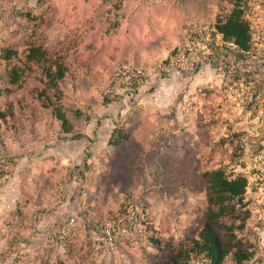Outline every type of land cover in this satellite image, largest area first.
Instances as JSON below:
<instances>
[{
  "label": "rangeland",
  "instance_id": "1",
  "mask_svg": "<svg viewBox=\"0 0 264 264\" xmlns=\"http://www.w3.org/2000/svg\"><path fill=\"white\" fill-rule=\"evenodd\" d=\"M257 3L248 0L247 17L254 25L263 17ZM230 7V0H0V47L14 52L12 62L32 45H43L52 58L65 56L78 81L61 87V103L70 118L77 103L90 115L88 121L83 117L76 121L78 139L60 137L50 111L35 96L36 89L44 87L40 70L28 71L20 87L11 86L7 99L23 131L1 126L0 155L33 164L39 157L31 191L44 189L49 194L55 189L63 201L68 195L56 185L70 184L67 176L78 166L84 169L83 182L71 189L72 196L79 195L81 202L91 196L95 201L93 209L82 206L65 245L50 242L52 234L36 243L32 214L17 221L12 211H0V264H144L157 253L151 239L159 241L165 259L180 246L184 233L198 235L206 208L199 171L230 169L242 149L243 135H235L248 132L253 118L264 114V99L249 102L248 93L226 91L223 80L238 86V78H221L214 69L189 77L163 74L159 64L186 42L191 29L212 25ZM128 62L142 67L145 83L121 96V89L113 90L105 102L109 77ZM260 78L264 80V75L255 76V81ZM253 90L264 95V84ZM88 100L95 106L91 108ZM189 110L200 111L209 130L208 145L194 151L188 145L190 152L179 135ZM119 123L128 128L129 140L111 146L108 140ZM172 163L178 165L176 171L191 176L196 192L177 191L175 175L167 168ZM13 164L0 176L10 173ZM128 202L133 203L126 206L130 214L139 212L132 230L126 223L130 224V215L123 212ZM106 221L122 233L113 249L98 244L82 226L88 224L97 234L96 226ZM248 235L264 249L261 239Z\"/></svg>",
  "mask_w": 264,
  "mask_h": 264
},
{
  "label": "trees",
  "instance_id": "2",
  "mask_svg": "<svg viewBox=\"0 0 264 264\" xmlns=\"http://www.w3.org/2000/svg\"><path fill=\"white\" fill-rule=\"evenodd\" d=\"M230 2L231 7L228 11L223 15H219L212 25L208 24L207 26L218 31L223 39L233 41L237 45V49L248 53L259 51L261 47L256 38L259 26L254 25L247 17L248 0H230ZM196 28L198 27L190 30L188 38L192 36ZM176 50L177 47L159 65L166 63L175 54ZM12 56H14L13 51L0 47V98L5 100L3 103L0 102V136H2V125L7 126V124H10V126H14L15 130L20 128L19 117H17L15 109L12 108L11 102L7 100L12 91L11 86L20 87L24 78L28 76V71L32 72L35 69H39L44 87L41 90L36 89L39 92L35 95L36 98L41 102L42 106L50 111L51 121L56 129V133L60 137L62 136L63 139H67L68 136L71 139H78L76 121L82 117L88 121L90 115L82 110L83 104L79 105L77 103L76 108L72 111V118H70L61 103V87L67 86L69 80L73 81V83L77 80L75 74L66 63L65 56L52 58L43 45L30 46L22 57L16 58L17 61L12 62ZM128 63L133 64L132 62ZM1 65L4 67H1ZM48 90L53 92L52 96L48 94ZM105 92L102 97L108 103L109 101L106 100V96L110 94L109 92ZM124 92L127 91L121 89L118 92L119 96ZM86 103L91 108L95 106L89 100ZM183 119L185 120V124L179 130L180 137H184L185 148H183L190 152L192 149L194 151L208 145L209 130L204 115L198 110H189ZM20 129L18 132L21 133L23 129ZM127 132L128 128L124 124H117L110 135L108 144L119 146L123 142H126L129 140ZM53 133L50 134L53 135ZM148 133H150L149 130ZM247 133V131H242V133H237L235 136H244ZM136 141L141 142V145L143 143L142 140ZM3 144L0 140V149L4 147ZM258 147L262 148L261 141L258 143ZM241 148L239 157H242L243 160L247 159L249 162V155L244 152L242 145ZM194 154L196 158V153ZM167 168L175 175L173 180L178 185L177 191L182 189L184 191L196 192L195 182H193L191 176L186 171L182 169L176 171L179 167L174 163L170 164ZM79 169L80 167L77 166L74 169L76 172L72 170L67 176V180L74 183L75 178L73 175L74 173L78 174L79 177L74 183V188L80 186L83 182L84 169L81 171ZM199 172L200 179L204 182L206 208L198 235L184 233L180 246L176 249H171L165 259H162L161 256L163 250L159 241L151 239L150 242L156 247L157 253H149L151 254L150 259L143 261V263L263 264L264 249L260 248L259 242L255 244L252 238H250L251 236L248 235L251 232L253 239H257L258 231L254 227L259 226L262 228L264 225V222H253L255 212L250 201L246 199L251 171L245 170L242 167H230V169H226L224 166L223 168L218 166L201 169ZM138 198L140 199V197ZM90 199V201H86L85 198V205H90L93 209L95 201L91 196ZM130 205H133V203L130 204L128 202L127 205L125 204L123 212H126V206L129 207ZM127 213L131 215L128 211ZM135 213L139 214V212ZM250 222L254 226H251ZM126 223L132 230V226L128 220H126ZM90 225L95 228V224Z\"/></svg>",
  "mask_w": 264,
  "mask_h": 264
},
{
  "label": "built area",
  "instance_id": "3",
  "mask_svg": "<svg viewBox=\"0 0 264 264\" xmlns=\"http://www.w3.org/2000/svg\"><path fill=\"white\" fill-rule=\"evenodd\" d=\"M258 8L263 12V17L258 21L259 32L256 38L261 49L255 53H248L237 49V45L231 40L223 39L222 35L215 29L205 25L196 28L191 37L183 45L179 46L175 54L166 62L161 64L159 72L163 74L178 72L186 76L196 73H204L214 69L221 78H238V86L223 80L226 91L236 90L242 96L248 93V101L257 98L256 102L264 99L263 92L255 91L257 85L264 84L262 78L255 81V76L264 75V0H258ZM238 53V56H235ZM222 56V57H219ZM146 81V72L139 66L124 63L109 79L106 92L113 90L131 91L142 86ZM256 92V93H255ZM256 94V95H254ZM253 126L246 135L242 137L244 152L249 155L251 167L256 170L257 178L264 181V149L258 147L260 142V128L263 126V117L256 115L253 118ZM17 157L0 155V173L8 172ZM76 180L78 175L73 176ZM129 210V209H127ZM78 213L71 214L66 220L58 225L56 231L50 236L49 241L55 245H62L69 239L71 226L78 222ZM138 215L133 211L129 219L132 228L136 227ZM264 221V215L261 217ZM90 235H93L98 244L113 249L122 233L116 231L110 222L100 223L99 232L96 234L88 224L82 225Z\"/></svg>",
  "mask_w": 264,
  "mask_h": 264
},
{
  "label": "crops",
  "instance_id": "4",
  "mask_svg": "<svg viewBox=\"0 0 264 264\" xmlns=\"http://www.w3.org/2000/svg\"><path fill=\"white\" fill-rule=\"evenodd\" d=\"M261 116L264 121V114ZM75 141L77 142V140ZM260 141L264 149V127L260 129ZM56 150L59 151L60 148H55L54 151L56 152ZM39 159V157H35L33 160L34 164L30 160L19 159L13 164L10 173L0 176V211L2 212L5 209L8 210L7 212L12 211L13 217L17 221H19L20 217H24L26 213H29L30 216L32 214L33 221L32 219L31 221L36 229L33 233L35 237L33 240L36 243L40 242L42 237L45 238L53 234L59 224L57 221L64 219L66 214L69 215L74 211H78L81 214L82 206L86 207L85 199L81 202V197L78 198V195L72 196L73 182H69L70 184L64 186L62 183L56 185V188L57 186L60 189L63 188L68 195L65 201L59 197L55 189L49 194L44 189H40V192L31 191L33 187L30 184V178L37 172L35 165H37ZM231 167H242L251 171L246 199L250 201L255 212L253 222H264L261 220L264 215V181L257 178L256 170L251 167V162H248L247 159L243 160L242 157H239L231 164ZM7 177L8 179L6 180ZM68 199L71 202L68 203ZM254 228L258 231L257 239H261V244L264 247V225L262 228L259 226Z\"/></svg>",
  "mask_w": 264,
  "mask_h": 264
}]
</instances>
